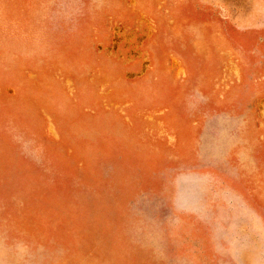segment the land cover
Instances as JSON below:
<instances>
[{
  "label": "rangeland",
  "instance_id": "obj_1",
  "mask_svg": "<svg viewBox=\"0 0 264 264\" xmlns=\"http://www.w3.org/2000/svg\"><path fill=\"white\" fill-rule=\"evenodd\" d=\"M0 264H264V0H0Z\"/></svg>",
  "mask_w": 264,
  "mask_h": 264
}]
</instances>
